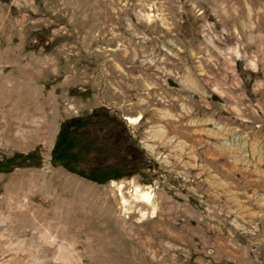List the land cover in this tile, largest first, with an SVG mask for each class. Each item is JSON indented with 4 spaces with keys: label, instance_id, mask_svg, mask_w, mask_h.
I'll list each match as a JSON object with an SVG mask.
<instances>
[{
    "label": "rangeland",
    "instance_id": "374dc122",
    "mask_svg": "<svg viewBox=\"0 0 264 264\" xmlns=\"http://www.w3.org/2000/svg\"><path fill=\"white\" fill-rule=\"evenodd\" d=\"M95 110L87 163L131 177L51 165ZM28 153L0 173V264H264V0H0V159Z\"/></svg>",
    "mask_w": 264,
    "mask_h": 264
},
{
    "label": "trees",
    "instance_id": "16d2710c",
    "mask_svg": "<svg viewBox=\"0 0 264 264\" xmlns=\"http://www.w3.org/2000/svg\"><path fill=\"white\" fill-rule=\"evenodd\" d=\"M100 113L101 111L95 110L87 117L61 122L50 151L52 166H59L63 171L97 185L133 175L123 163L106 168H92L87 163L89 161L87 157L92 152L106 153L111 150L112 145L108 139L90 138L86 132V129L94 125L100 126L99 121L105 123L104 125L107 124L108 118ZM33 161H35L33 153L14 154L9 158H2L0 159V173H9L12 169ZM81 165L89 167L86 170L81 168Z\"/></svg>",
    "mask_w": 264,
    "mask_h": 264
},
{
    "label": "bare ground",
    "instance_id": "6f19581e",
    "mask_svg": "<svg viewBox=\"0 0 264 264\" xmlns=\"http://www.w3.org/2000/svg\"><path fill=\"white\" fill-rule=\"evenodd\" d=\"M131 123H135L136 119H128ZM237 139L234 140V142ZM133 200L138 202H143L145 204H151L152 196L149 190L136 188L133 194ZM125 203V201H124ZM65 257V256H64ZM67 258V257H65Z\"/></svg>",
    "mask_w": 264,
    "mask_h": 264
},
{
    "label": "water",
    "instance_id": "95a60500",
    "mask_svg": "<svg viewBox=\"0 0 264 264\" xmlns=\"http://www.w3.org/2000/svg\"><path fill=\"white\" fill-rule=\"evenodd\" d=\"M167 84H168V87L170 88H174V89H177V87L170 81V80H166ZM50 159V158H49Z\"/></svg>",
    "mask_w": 264,
    "mask_h": 264
},
{
    "label": "built area",
    "instance_id": "2783aa9c",
    "mask_svg": "<svg viewBox=\"0 0 264 264\" xmlns=\"http://www.w3.org/2000/svg\"><path fill=\"white\" fill-rule=\"evenodd\" d=\"M15 1H19V2H21V1H24V0H15Z\"/></svg>",
    "mask_w": 264,
    "mask_h": 264
}]
</instances>
